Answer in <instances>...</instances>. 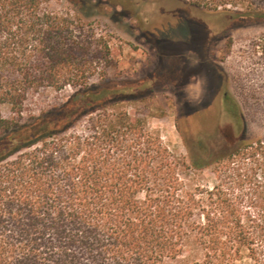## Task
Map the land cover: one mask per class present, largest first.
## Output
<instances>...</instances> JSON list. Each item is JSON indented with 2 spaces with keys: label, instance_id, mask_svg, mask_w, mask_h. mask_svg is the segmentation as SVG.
<instances>
[{
  "label": "trees",
  "instance_id": "16d2710c",
  "mask_svg": "<svg viewBox=\"0 0 264 264\" xmlns=\"http://www.w3.org/2000/svg\"><path fill=\"white\" fill-rule=\"evenodd\" d=\"M188 4L264 22V0ZM117 68L108 38L51 0H0V106L13 112L0 110V264H170L191 244L204 264H264V138L209 156L199 140L186 164L118 107L138 94ZM47 87L73 92L25 118ZM206 165L211 187L180 175Z\"/></svg>",
  "mask_w": 264,
  "mask_h": 264
},
{
  "label": "rangeland",
  "instance_id": "374dc122",
  "mask_svg": "<svg viewBox=\"0 0 264 264\" xmlns=\"http://www.w3.org/2000/svg\"><path fill=\"white\" fill-rule=\"evenodd\" d=\"M115 1L51 0V8L108 38L118 58L114 73L132 81L138 94L119 108L144 118L148 130L186 164L187 144L195 148L203 141L209 156L264 138V22L243 24L228 11L197 8L189 0ZM72 92H32L23 115L59 105ZM0 110L13 116L8 105ZM180 175L192 188L211 187L216 180L214 165L182 167ZM203 258L191 244L170 264H204ZM234 264L251 262L243 252Z\"/></svg>",
  "mask_w": 264,
  "mask_h": 264
},
{
  "label": "flooded vegetation",
  "instance_id": "af4514ba",
  "mask_svg": "<svg viewBox=\"0 0 264 264\" xmlns=\"http://www.w3.org/2000/svg\"><path fill=\"white\" fill-rule=\"evenodd\" d=\"M226 96H227V94H226Z\"/></svg>",
  "mask_w": 264,
  "mask_h": 264
}]
</instances>
